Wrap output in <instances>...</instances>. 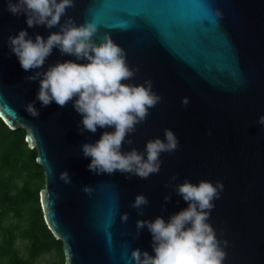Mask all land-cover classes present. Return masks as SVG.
Listing matches in <instances>:
<instances>
[{
    "label": "water",
    "instance_id": "1",
    "mask_svg": "<svg viewBox=\"0 0 264 264\" xmlns=\"http://www.w3.org/2000/svg\"><path fill=\"white\" fill-rule=\"evenodd\" d=\"M5 8L0 0V119L10 130L23 129L28 148L36 151L44 181L40 206L48 230L61 242L64 264H133L130 253L137 248L154 256L146 228L133 239L136 221L162 216L167 222L186 208L174 191L184 179L224 185L208 221L229 243L223 264H264V127L257 123L264 115V0H75L66 10L77 25L96 23L97 44L110 35L126 51L129 67L139 69L129 82L151 80L162 98L126 137L133 144L123 146L143 151L148 140L163 139L164 129L177 136L179 150L162 153L159 173L147 179L88 170L91 158L83 157L81 146L114 129L78 134L82 117L71 102L60 108L36 101V118L24 110L39 82H25L32 71L21 68L7 38L23 29L33 40L36 34L46 39L58 28H28L23 14ZM74 59L53 49L40 71ZM64 171L68 185L59 180ZM173 175L177 180L165 188ZM82 186L93 188L91 197ZM138 194L149 201L144 216L130 207ZM168 194L172 199L164 205ZM124 213L128 220L122 223Z\"/></svg>",
    "mask_w": 264,
    "mask_h": 264
},
{
    "label": "clouds",
    "instance_id": "2",
    "mask_svg": "<svg viewBox=\"0 0 264 264\" xmlns=\"http://www.w3.org/2000/svg\"><path fill=\"white\" fill-rule=\"evenodd\" d=\"M6 8L13 16L24 15L28 28L43 26L46 29L58 28L45 39L36 34L33 40L26 30H19L9 35L6 46L15 54L21 68L32 75L24 78L26 83L38 81L39 90L31 103L24 105V110L32 117L39 116L34 107L39 101L41 107L55 102L60 108L70 102L82 119L77 124L78 134L85 131L95 133L97 128L114 129L105 131L95 143L81 146L83 157L91 158L87 165L90 172L100 175L120 172L139 179H147L158 174L162 165V153L171 154L179 150V139L170 129H164L163 139L148 140L143 151L131 147L123 151L125 144L131 146L132 139L126 137L136 132L137 125L144 123L149 110L161 102V97L153 91L151 80L142 84H133L138 68H130L126 51L117 45L110 35L105 33L100 43L93 37L98 32L96 23L85 20L77 25L67 16L66 10L75 7V0H5ZM63 22L61 23V18ZM58 49L61 56H72L74 60L56 61L47 69L40 71ZM82 63H78L81 62ZM190 103L187 97L181 104ZM257 123L264 127V115ZM82 125V127H81ZM211 135V133H208ZM59 180L65 185L71 183L67 171L61 172ZM177 180L175 175L164 185L167 188ZM82 192L91 197L93 188L82 186ZM224 185L200 180L197 184L188 179L175 184V194L182 197L187 207L169 216L167 222L162 216L154 220H137L133 239L146 228L151 234L149 255L139 248L132 250L130 258L133 264H223L227 259V240L219 239L217 231L208 222L215 207L213 201L220 199ZM172 195L163 197L164 205L170 202ZM149 204L143 194H138L130 204L137 216H144L143 209ZM164 205L161 211H165ZM128 214L120 216L122 223L127 222ZM220 235L223 236L221 230Z\"/></svg>",
    "mask_w": 264,
    "mask_h": 264
},
{
    "label": "trees",
    "instance_id": "3",
    "mask_svg": "<svg viewBox=\"0 0 264 264\" xmlns=\"http://www.w3.org/2000/svg\"><path fill=\"white\" fill-rule=\"evenodd\" d=\"M43 184V169L36 151L28 148L25 131L10 130L0 119V264H36L48 254L54 260L47 264H64L61 242L43 218Z\"/></svg>",
    "mask_w": 264,
    "mask_h": 264
},
{
    "label": "rangeland",
    "instance_id": "4",
    "mask_svg": "<svg viewBox=\"0 0 264 264\" xmlns=\"http://www.w3.org/2000/svg\"><path fill=\"white\" fill-rule=\"evenodd\" d=\"M17 247L22 251V249H23V244H22V242L18 241V242H17ZM53 260H54L53 255H52V254H48V255H44V256H42V257L37 261L36 264H47V263H49V262H51V261H53Z\"/></svg>",
    "mask_w": 264,
    "mask_h": 264
}]
</instances>
